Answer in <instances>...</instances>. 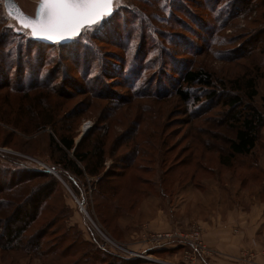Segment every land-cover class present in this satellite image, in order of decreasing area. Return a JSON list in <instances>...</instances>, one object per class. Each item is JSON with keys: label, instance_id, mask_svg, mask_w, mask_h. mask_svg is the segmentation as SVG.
Instances as JSON below:
<instances>
[{"label": "rangeland", "instance_id": "374dc122", "mask_svg": "<svg viewBox=\"0 0 264 264\" xmlns=\"http://www.w3.org/2000/svg\"><path fill=\"white\" fill-rule=\"evenodd\" d=\"M0 43L5 45L0 48V86H7L0 91V114L12 122L0 120V132L9 133L17 146L0 142V148L8 147L16 153L0 154V168L15 171L12 161L16 160L17 169L23 170L15 171L19 174L28 169L40 170V165L46 164L58 183V192L51 202L61 213L54 217L55 226L62 225L71 235L97 245L99 252L106 253L108 261L114 264H134L149 258L131 255V246L126 244L131 235L121 226L122 216L129 212L128 218L134 225L147 220L145 214L135 215L134 210L126 208L133 191L143 187L138 178L141 181L149 178L157 186L162 176L159 173L180 159L188 160L186 166L171 175L184 172L189 176L191 167L195 172L193 155H208L204 163L208 167L217 166L209 153L221 150L228 155V141L236 135L228 122L234 112L223 104L232 93H240L246 80H258L260 95L252 101L264 110V0H124L109 22L88 30L76 43L47 47L31 44L27 37H14L11 33ZM200 70L210 73L214 86L220 88H191L183 84L187 72ZM179 89L189 90V102L181 100ZM212 92L222 99L210 100ZM249 93L245 94V100H250ZM8 95L12 108L21 104V113H5L10 108L5 102ZM23 122L25 128L21 127ZM86 124L89 129L84 130ZM63 128L78 135L76 142L84 136L88 140L107 138V162L102 176L112 187L118 181L119 171L129 170L134 157V150L119 145L130 141V147L137 146L138 158L135 155L133 166L140 171L135 172V178H127L130 189L125 185L116 196L122 204L124 200L125 210H119L120 218L112 210L107 224L101 222V200L93 191L99 190L97 181L102 176L76 177L77 187L59 168L56 158L51 159L50 136L53 132L57 136L56 131L61 133ZM0 139L10 141L5 135H0ZM6 155L18 159L5 161ZM255 159V155L240 157L232 168L220 167L223 170L217 175L227 183L230 176L225 170L232 169L231 186L241 183L244 177L247 180L259 177L260 182L264 175H252L256 171L252 168ZM148 167L154 174H145ZM108 172L110 176H105ZM196 173L199 174L196 183H202L205 170ZM24 176L30 175L25 172ZM11 183L5 177L0 190ZM17 193L5 191L0 200ZM162 207L169 214L166 202ZM151 210L149 207V213ZM4 214L5 211L1 215ZM51 219L49 216L47 223ZM193 227L180 232L192 231ZM50 233L53 245L54 240L63 237L55 230ZM154 233L158 232L144 236L143 245L151 244ZM136 239L131 237L130 241ZM179 247L184 252L185 247L181 244ZM83 262L80 264H105L93 260L92 254ZM0 264L77 263L73 258L38 260L21 251L0 250Z\"/></svg>", "mask_w": 264, "mask_h": 264}, {"label": "trees", "instance_id": "16d2710c", "mask_svg": "<svg viewBox=\"0 0 264 264\" xmlns=\"http://www.w3.org/2000/svg\"><path fill=\"white\" fill-rule=\"evenodd\" d=\"M1 26L3 27V30H0V42L8 33H11L14 37L22 36L16 34L8 27L7 21L3 15L2 7L0 6V27ZM30 43L39 45L32 41H30ZM0 48H5V45H1L0 43ZM257 81V79L253 78L246 80L244 85L240 86V93H232L223 104L234 112L230 115L228 122L230 128L235 131L236 135L234 139L228 141V155L223 154L221 150H217V152L221 153L219 161L222 167L232 168L236 159L240 157H249L261 141V134L264 128V110H260L252 101V99L257 98L260 95ZM183 84H186L191 88L196 86L220 88L218 85V87L214 86L213 76L202 70L187 72L184 75ZM2 86L4 85L0 86V91L7 87ZM213 92L209 95L210 100L219 102L222 97L218 95L217 92ZM247 93H249L248 97L250 100L244 99L245 94ZM178 95L182 101L189 102L191 100L189 90L179 89ZM261 99L263 100V98ZM10 100L11 97L8 95L5 102L8 106L10 105L11 109L6 108L5 113L7 115H13L16 112L21 113V104L18 108H12V100ZM245 101H248V104H245ZM23 115H25V113ZM0 120L12 123L9 122L3 114H0ZM49 123L50 119H48V124ZM21 127L25 128L24 122ZM56 134L57 136L53 132V135L50 136L49 149L51 159L56 158V162L60 166L59 168L62 167L64 173H67L66 175L70 177L71 181H73L77 187L79 186L76 177L80 178L85 174L93 178L102 176L105 163L107 162L106 137H98L96 139L93 138L88 140V138L84 136L79 142H76L78 135L72 133V129H69L67 132L63 128L61 133L56 131ZM0 135H5L10 140L4 142L0 139L2 144H11L12 146L17 147L13 145L15 140L9 133L6 135L0 132ZM122 147H125L128 150H134L131 167L129 170L124 169V173L119 171V176L116 177L118 181L117 183H113L114 187L109 186L110 183L106 182L103 176L100 177L97 181L99 190L93 191V193L97 192L96 196L101 200L99 214L101 222L103 221L102 223L104 224H107V218L112 215V210L118 213V218L121 217L119 210H125L124 200L122 198V204L119 199H116V196H118V193L127 184V178H135V172L140 171L133 166L138 158V153L136 152L137 146L130 147V141H125L119 145V148ZM72 152L73 156H71ZM214 153L216 152L209 153V155L212 156ZM135 155H137V158L134 161ZM207 156L208 155L196 157L193 155L191 157V162L194 163L195 172L191 167V171H188L190 172L189 176H191V172H193L194 178L197 179L199 177L196 173L198 170L207 171L210 169V167L204 163V158H207ZM187 162L188 160H177L173 167L164 171V174L159 177V182L161 181L163 185H166L168 182H176L184 178L186 179L187 175H184V172H181L178 176L171 174L177 173V169ZM12 164L16 166L15 171H23L17 169L18 164L16 163V160L12 161ZM126 167L127 164H125V168ZM252 168L256 170L252 175H259L260 170L256 167ZM28 170H24V173L27 172L30 176L25 178L23 172L15 174V171H5V169L0 168V183L5 177L12 182L0 190V197L4 195L5 191H8L9 193L15 192V190L18 191L17 196H11L4 201L0 200V250L4 252L21 251L38 260H43L44 258L49 257H56L61 260L73 258L76 260L77 264L84 263L83 261L88 260L89 254H92L93 260H100L101 262H105V264H114L108 261V255L106 253L102 254L99 252L100 249L97 248V245L93 244L92 246L84 240L77 238V235H71L62 225L55 226L54 217L61 215V213H58V208L51 205V202L55 198V194L58 192V183L52 179L53 177L56 179V177L48 170ZM127 171H129L130 174H128ZM8 173L11 174L10 178L8 177ZM60 174L62 175L63 173L60 172ZM110 174L111 173L108 172L105 176H110ZM145 174H154V171L150 170L148 167L146 168ZM247 179L248 177H244L241 182L244 183ZM256 179L259 180L260 178L257 177ZM138 181L143 187L140 190L133 191V197H131L128 206L126 207L128 210H134L137 208L141 200L153 191L154 181H151L149 178H144L143 181H141V178H138ZM128 185L129 186H125L126 189H130L131 182H129ZM4 211L5 214L1 215ZM49 216L52 218L51 223H47ZM41 221L45 222V224L39 225ZM108 228L110 229V225ZM51 230L63 234L62 239L58 241L54 240V245L51 240L53 238L51 237ZM67 243L69 245H66ZM94 248H96L97 251H95ZM99 254L105 255V257H100ZM134 264H138V262L135 261Z\"/></svg>", "mask_w": 264, "mask_h": 264}, {"label": "crops", "instance_id": "0c3cea01", "mask_svg": "<svg viewBox=\"0 0 264 264\" xmlns=\"http://www.w3.org/2000/svg\"><path fill=\"white\" fill-rule=\"evenodd\" d=\"M220 155L217 152L210 157L217 166L205 171L202 183H196L199 177L195 179L193 172L186 179L166 185L161 181L157 186L153 183V191L133 211L135 215H146L147 220L141 224L130 222L131 212L122 216V229L137 238L132 242L128 236L129 250L149 257L138 264H186L177 241L172 246L151 250L143 241L147 233L188 231L193 226L202 228L205 242L215 253L210 260L198 264H264V179L260 182L249 179L231 186L229 182L234 177L230 169L225 170L230 178L224 183L217 175L223 170ZM253 155L256 156L254 167L264 175V128L260 143L249 157ZM159 174L163 175L164 171ZM164 202L169 206V214L162 207ZM149 207H152L150 213Z\"/></svg>", "mask_w": 264, "mask_h": 264}, {"label": "water", "instance_id": "95a60500", "mask_svg": "<svg viewBox=\"0 0 264 264\" xmlns=\"http://www.w3.org/2000/svg\"><path fill=\"white\" fill-rule=\"evenodd\" d=\"M124 0H0L8 27L48 47L76 43L109 22Z\"/></svg>", "mask_w": 264, "mask_h": 264}, {"label": "built area", "instance_id": "2783aa9c", "mask_svg": "<svg viewBox=\"0 0 264 264\" xmlns=\"http://www.w3.org/2000/svg\"><path fill=\"white\" fill-rule=\"evenodd\" d=\"M86 129H89L88 124L85 125L84 130ZM4 153L16 154L11 149H8V147L0 148V154L4 155ZM5 157V161L11 160L10 158H15L10 155H6ZM44 166L45 167L40 165L39 169L48 170L49 167L46 164H44ZM176 241L179 243V245L181 244L183 245V247H185V250L183 252V260L186 264H197L202 260L207 261L215 255L214 250L204 241L202 229L200 226L194 227L193 230L189 232L167 231L154 233L152 235V242L149 245V248L151 250L160 249L166 246H172ZM101 248L106 249L105 246H102ZM135 256L136 255H134V257Z\"/></svg>", "mask_w": 264, "mask_h": 264}, {"label": "bare ground", "instance_id": "6f19581e", "mask_svg": "<svg viewBox=\"0 0 264 264\" xmlns=\"http://www.w3.org/2000/svg\"><path fill=\"white\" fill-rule=\"evenodd\" d=\"M140 254H142V253H139V252H138V253H136V252H133V253H132V255H136V256H141ZM136 256H135V257H136ZM142 257L144 258V257H148V256L145 255V256H142Z\"/></svg>", "mask_w": 264, "mask_h": 264}]
</instances>
